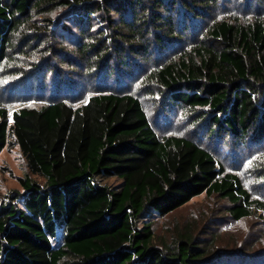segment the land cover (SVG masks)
<instances>
[{
	"label": "trees",
	"instance_id": "1",
	"mask_svg": "<svg viewBox=\"0 0 264 264\" xmlns=\"http://www.w3.org/2000/svg\"><path fill=\"white\" fill-rule=\"evenodd\" d=\"M236 1L246 8L264 4ZM223 2L237 3L0 0V65L22 54L27 92L37 84L39 93L53 96L11 115L0 107V154L18 145L29 170L20 178L22 190L0 199V264H264V250L214 252L190 231L155 243V220L203 193L227 199L235 221L256 207L264 211V203L197 140L160 137L123 79L154 48L163 53L202 34L208 41L144 69L143 77L160 88V102L187 108L207 139L262 143L264 20L208 24ZM59 8L56 18L48 15ZM35 11L45 15L40 23L32 19ZM31 21V35H22ZM79 64L99 75L95 94L74 106L54 95L70 83L67 68Z\"/></svg>",
	"mask_w": 264,
	"mask_h": 264
},
{
	"label": "rangeland",
	"instance_id": "2",
	"mask_svg": "<svg viewBox=\"0 0 264 264\" xmlns=\"http://www.w3.org/2000/svg\"><path fill=\"white\" fill-rule=\"evenodd\" d=\"M223 2L212 12L207 23L215 20L227 19L231 22L249 23L264 20V4L252 5L248 8L244 4ZM63 9L48 13L56 18ZM39 11L33 12L32 19L38 21L44 18ZM43 22V21H42ZM206 24H202L205 27ZM35 26L33 21L26 22L21 28L22 35H31L29 30ZM19 36L22 38L23 36ZM190 36V35H189ZM206 39L202 34L187 37L174 48H168L163 53L159 48H154L146 63L138 65L131 76H123L125 90L134 94L142 102L152 127L160 137L167 135H183L193 138L212 151L225 170L236 174L241 179L243 186L250 192L253 200L264 203V140L262 143L249 141H236L235 138L225 135L224 138H206L203 126L197 125L196 117L182 104L160 102V88L153 82L143 77L144 69L156 68L173 60H178L180 55L190 51L200 44V39ZM22 54L16 53L10 60H4L0 65V107L8 110L11 115L21 107H41L47 104L51 91L39 93V86L34 85L33 92H27L28 66H23L20 58ZM65 67H68L64 65ZM64 76L69 78L59 95L54 97L65 99L68 103L78 106L85 103L97 90V76L89 75L83 64L71 65ZM113 80H111L112 82ZM38 82V81H37ZM116 86L115 80L113 81ZM155 91V93L153 92ZM26 162L20 147L9 144L0 154V199L15 190H22L20 178L28 172ZM232 205L217 193H203L190 202L172 212L171 214L155 220L154 231L157 244H168L177 240L179 233L190 231L192 235H200L210 241L212 250H237L240 248L250 251L264 250V211L244 217L238 221L232 219L228 209ZM58 241V238H57ZM61 241V233H59ZM164 241V242H163ZM55 243H57L55 241Z\"/></svg>",
	"mask_w": 264,
	"mask_h": 264
}]
</instances>
